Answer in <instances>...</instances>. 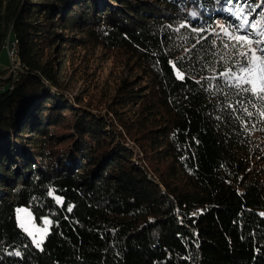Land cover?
I'll return each instance as SVG.
<instances>
[{
  "label": "trees",
  "instance_id": "obj_1",
  "mask_svg": "<svg viewBox=\"0 0 264 264\" xmlns=\"http://www.w3.org/2000/svg\"><path fill=\"white\" fill-rule=\"evenodd\" d=\"M237 6L264 30V0H0V264H264V101L209 79Z\"/></svg>",
  "mask_w": 264,
  "mask_h": 264
},
{
  "label": "snow or ice",
  "instance_id": "obj_2",
  "mask_svg": "<svg viewBox=\"0 0 264 264\" xmlns=\"http://www.w3.org/2000/svg\"><path fill=\"white\" fill-rule=\"evenodd\" d=\"M219 2V0H217ZM226 3L232 4L233 0H226ZM238 10H233L232 15L240 21L237 24H229L228 26L219 25L220 33L216 35H221L228 37L227 42L221 41L224 49L235 50V59L230 67L222 69L216 73L213 77L209 79L216 80L215 85H210V87H215V89L221 92L226 97L231 95V93L224 92V88L236 89V94L239 95L242 93H249L251 96L255 97L260 101H264V30L258 28L257 23H250L249 19L244 15V8L242 6H237ZM192 16H195L196 13H191ZM184 25H182L183 27ZM251 29V31H249ZM193 31H205V29H195ZM200 40H207L206 36L200 37ZM197 40V43L200 42ZM195 47V45H193ZM221 61L227 63L224 60V57H221ZM175 68L176 65H173ZM176 76L178 79L183 81L185 79V74L183 71L177 70ZM199 83V81H198ZM247 85V87H245ZM207 90V89H206ZM243 105L244 101L241 99L237 101ZM249 103H252L249 99ZM227 106H231L227 104ZM243 111L247 112L249 116H252L253 113L248 111L245 107ZM261 118H264V110H261L259 113ZM51 196L57 205L63 206L66 211L71 212L72 208L65 205L64 200L53 192L48 193ZM20 213H24L28 219H25V216L22 215L19 220V227H21L24 232H26L30 237H34V233H39V238L33 239V243L37 248L43 250L42 245L44 240L49 233L52 220L48 218H43V226L36 227L34 217L31 212L25 213L24 209L19 210ZM20 255L19 252L15 253Z\"/></svg>",
  "mask_w": 264,
  "mask_h": 264
},
{
  "label": "rangeland",
  "instance_id": "obj_3",
  "mask_svg": "<svg viewBox=\"0 0 264 264\" xmlns=\"http://www.w3.org/2000/svg\"><path fill=\"white\" fill-rule=\"evenodd\" d=\"M88 55H90V56H96V57H94L93 59H94V64L92 65V67L93 68H96V70L98 71V73L99 74H97V75H100V74H103L104 76L105 75H107L108 74V72L110 71V69H112V70H114L115 69V66L113 65V63H112V60L110 61V60H104V59H97V58H99V55H100V53L99 52H96V53H94V54H88ZM10 66H12V62H11V59H10V57H9V55H8V49H7V47H4V49H2V51H1V53H0V67L1 68H8V67H10ZM17 73H15L14 75H16ZM20 209H24L25 210V213H27V212H31V210L29 209V208H27V207H20V208H18L17 209V212H16V219H17V223H18V225H19V220H20V217L22 216V215H24L25 216V219H28L27 218V216L24 214V213H20L19 212V210ZM32 213V212H31ZM32 216H33V214H32ZM34 223H35V226L36 227H41V226H39L37 223H36V221H35V219H34V221H33ZM22 229V228H21ZM23 230V229H22ZM26 233V232H25ZM27 234V233H26ZM28 235V234H27ZM39 233H34V237L35 238H39ZM48 235V234H47ZM29 236V235H28ZM34 237H30L29 236V238L32 240V242H33V239H34ZM47 237V236H46ZM46 239V238H45ZM45 241V240H44Z\"/></svg>",
  "mask_w": 264,
  "mask_h": 264
},
{
  "label": "built area",
  "instance_id": "obj_4",
  "mask_svg": "<svg viewBox=\"0 0 264 264\" xmlns=\"http://www.w3.org/2000/svg\"><path fill=\"white\" fill-rule=\"evenodd\" d=\"M6 47L8 49V55H9L11 62H12L11 72L13 74H15V73H17V71L19 69V65H18V63L15 62V59H14V40L8 39Z\"/></svg>",
  "mask_w": 264,
  "mask_h": 264
},
{
  "label": "bare ground",
  "instance_id": "obj_5",
  "mask_svg": "<svg viewBox=\"0 0 264 264\" xmlns=\"http://www.w3.org/2000/svg\"><path fill=\"white\" fill-rule=\"evenodd\" d=\"M17 54H18V42L17 41H14V59L17 58Z\"/></svg>",
  "mask_w": 264,
  "mask_h": 264
}]
</instances>
